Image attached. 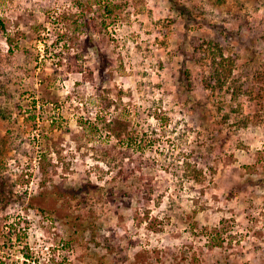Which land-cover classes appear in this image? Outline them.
<instances>
[{
	"label": "rangeland",
	"instance_id": "obj_1",
	"mask_svg": "<svg viewBox=\"0 0 264 264\" xmlns=\"http://www.w3.org/2000/svg\"><path fill=\"white\" fill-rule=\"evenodd\" d=\"M0 183V264H264V0H0Z\"/></svg>",
	"mask_w": 264,
	"mask_h": 264
},
{
	"label": "trees",
	"instance_id": "obj_2",
	"mask_svg": "<svg viewBox=\"0 0 264 264\" xmlns=\"http://www.w3.org/2000/svg\"><path fill=\"white\" fill-rule=\"evenodd\" d=\"M208 45H209V49L212 51V55H211L210 62H209L210 69H211L209 80L210 82L212 80L215 82L214 84L215 86L213 87L218 86L221 88L223 84L226 82V79L231 75L234 62L230 57L224 56L221 49L217 47L214 43L208 42ZM197 47H203V45L199 44ZM185 76L189 80V74H188V71L186 70H185ZM187 84H190V82H188ZM235 89L231 90L232 96H235L236 94ZM108 127L110 128L109 125ZM116 135L118 136L117 133ZM131 139L132 137H130V140ZM0 186H2V183H0ZM22 256L26 259H29L32 257V255L28 251L22 253ZM47 264H55V263H53V261L52 262L49 261V263Z\"/></svg>",
	"mask_w": 264,
	"mask_h": 264
}]
</instances>
